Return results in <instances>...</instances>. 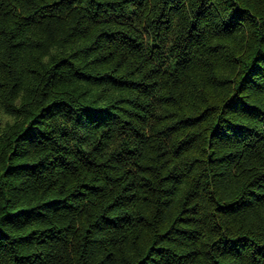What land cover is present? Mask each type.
Returning <instances> with one entry per match:
<instances>
[{
  "label": "trees",
  "instance_id": "1",
  "mask_svg": "<svg viewBox=\"0 0 264 264\" xmlns=\"http://www.w3.org/2000/svg\"><path fill=\"white\" fill-rule=\"evenodd\" d=\"M0 264H264V0H0Z\"/></svg>",
  "mask_w": 264,
  "mask_h": 264
}]
</instances>
